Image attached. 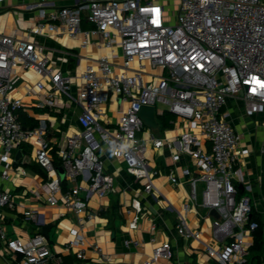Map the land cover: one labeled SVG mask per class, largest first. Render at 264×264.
<instances>
[{
  "label": "built area",
  "instance_id": "built-area-1",
  "mask_svg": "<svg viewBox=\"0 0 264 264\" xmlns=\"http://www.w3.org/2000/svg\"><path fill=\"white\" fill-rule=\"evenodd\" d=\"M7 1L0 0V4ZM24 10L34 13L31 26L21 33L0 31V159L4 177L11 168L13 150L34 139L35 162L46 178L33 195L37 199L45 195L50 206L61 201L76 213L80 226L70 229L67 249H74L77 258L83 259L82 218L84 214L94 216L87 212L89 197L93 194L102 199L115 189L105 157L120 159L133 179L143 182L144 191L150 193L156 190L152 180L157 171L150 166L149 146L166 147L173 150L174 162L182 154L193 160V169H181L189 190L183 209L188 212L193 204L215 210L210 240L219 246L203 242L200 228H190L181 213L177 214L178 235L198 241L217 264H243L251 245L247 239L258 224L251 219L252 186L238 167L240 158L250 150L242 146L243 133L232 124L227 102L240 101L244 116L260 114L264 123V0H179L174 22L165 6L153 0H72L70 5L35 0L26 3ZM83 23L89 28L83 29ZM79 33L83 35L81 46L89 45L90 37L95 36V44L110 49L112 57L119 49L122 61L115 64L101 55L95 64H87L73 95L69 74L52 67L46 47L35 38H75ZM24 72L37 77L25 93L38 97V109H68L70 104L60 101L61 95L80 107V128L65 135V146L57 152L64 180L69 183L66 189L59 177L51 176L55 167L47 139L49 114H37V124L31 128L19 121L24 105L11 91L24 79ZM110 97L126 104L115 121L105 117L104 106ZM157 103L161 105L158 110ZM143 106L174 114L173 125L176 120L183 124L179 137L169 141L155 136L139 116ZM204 143L209 144L207 150ZM167 177L173 185L179 184L175 170ZM198 183L203 184L200 197ZM5 205L12 206L13 199L0 189V207ZM131 207L136 215L129 227L135 229L142 210L140 201L133 199ZM24 215L39 223L37 211L26 210ZM0 240L9 252L20 255V264H47L54 255L40 232L23 241L9 239L0 230ZM91 247L100 251L97 244ZM171 257V244L164 242L152 250L144 264Z\"/></svg>",
  "mask_w": 264,
  "mask_h": 264
},
{
  "label": "crops",
  "instance_id": "crops-1",
  "mask_svg": "<svg viewBox=\"0 0 264 264\" xmlns=\"http://www.w3.org/2000/svg\"><path fill=\"white\" fill-rule=\"evenodd\" d=\"M31 1L35 0H9L0 4V31L12 34L17 30L21 33L31 26L34 13L24 10V5ZM56 1L58 4H72V0ZM82 28L88 29L89 26L83 23ZM82 38L83 35L80 33L75 38H35L46 47L45 52L52 67L69 74L71 82L69 92L73 95L77 93L81 83L79 75L87 64H95L101 55L108 56L115 64L122 61L119 49H115L117 56L112 57L110 49L95 44L97 37H90L91 43L85 47L81 46ZM22 74L25 80L20 79L11 91V96L20 98L24 105L19 112V121L21 122V117L25 118L27 122L21 124L31 128L37 124V114L42 112L49 114L47 139L55 167L51 176L59 177L62 180V187L66 189L69 183L61 175L57 152L65 146V135L80 128L78 123L80 107L70 98L61 95L60 101L70 104L68 109L62 111L38 109L36 107L38 97L25 93L26 87L34 85L37 77L28 72ZM47 87L49 88L50 84H47ZM125 106L126 104L117 98L110 97L104 106L106 119L115 121L119 110ZM227 108L231 111L232 124L243 133L242 146L250 150L249 154L240 158L238 167L252 186L251 219L254 220L253 215H256L262 222L263 249L258 258L250 250L254 242L252 235L247 239L251 245L243 264H264V154L261 153V147L264 146L263 117L260 114L244 116L242 103L235 99L228 100ZM157 125L156 130L151 129L152 133L169 141H175L183 129V124L178 120L170 127L163 128L158 123ZM175 146L178 148L179 143L176 142ZM203 147L207 150L209 144L204 143ZM35 150L34 139L13 150L9 159L11 168L6 177L3 175L4 162L0 159V189L8 192L13 199L12 206L0 207V230L9 239L20 238L25 241L38 232L42 233L44 225H50L47 236L43 235L54 255L47 264H144L152 250L164 242H170L172 257L169 260L159 259L156 264H217L198 241L182 238L176 230L177 214L181 213L186 215L190 228H200L203 242L210 243L215 248L219 246L210 240L212 220L216 217L212 210L193 204L190 205L188 212L183 209L189 190L181 169L185 167L193 169L194 162L191 157L182 154L180 160L174 162L173 150L166 147L152 149L149 146L150 166L157 171L152 180L156 190L146 193L143 182H136L133 179L126 171L125 163L107 155L104 159L105 168L114 177L115 189L102 199L90 195L87 212L94 216L89 218L83 215L81 230L85 238L83 247L85 258L79 259L74 249H67V243L72 239L70 229L73 226H80L76 213L61 201L55 206H50L45 201V195L40 199L33 195L32 191L38 189L39 184L46 178L45 171L35 162ZM18 151H21L23 156L15 160ZM1 153L0 147V155ZM25 156L29 159H24ZM171 170H175L177 174L179 180L177 185L168 180L167 175ZM199 187L202 190L203 184L197 185L198 196ZM133 199H138L142 208L137 214L135 229L129 227L130 221L136 215L131 207ZM30 209L38 212V224L26 219L24 212ZM153 225L154 228L151 229ZM92 244H97L100 251L93 250ZM20 258V255L9 252L0 240V264H20Z\"/></svg>",
  "mask_w": 264,
  "mask_h": 264
},
{
  "label": "trees",
  "instance_id": "trees-1",
  "mask_svg": "<svg viewBox=\"0 0 264 264\" xmlns=\"http://www.w3.org/2000/svg\"><path fill=\"white\" fill-rule=\"evenodd\" d=\"M24 119L25 118H23V117H21V119H20L22 124H25L27 122ZM174 120H175L174 114L170 113L167 110H164L161 113H157V115H156L157 123L163 128L170 127L173 124ZM253 218L257 222L258 227L252 233L253 238H254V242H253V245L250 247V250H252L258 258L259 254L261 253V251L263 249L262 222H261L260 218L257 217L256 215H253Z\"/></svg>",
  "mask_w": 264,
  "mask_h": 264
},
{
  "label": "water",
  "instance_id": "water-1",
  "mask_svg": "<svg viewBox=\"0 0 264 264\" xmlns=\"http://www.w3.org/2000/svg\"><path fill=\"white\" fill-rule=\"evenodd\" d=\"M156 111H155V107L154 106H143L141 107L140 111H139V116L141 117V119L143 120L144 124L149 127L152 130H156L157 129V121H156ZM23 155L21 153V151H18L15 157V160H18L19 158H21ZM24 159H29L28 156H25ZM61 175L64 176V171L61 168L60 169ZM238 190L240 192L243 191V187L242 185H238L237 186ZM212 213L217 217V213L215 212V210H212ZM50 228V225H44L42 227V234L47 236V232Z\"/></svg>",
  "mask_w": 264,
  "mask_h": 264
},
{
  "label": "rangeland",
  "instance_id": "rangeland-1",
  "mask_svg": "<svg viewBox=\"0 0 264 264\" xmlns=\"http://www.w3.org/2000/svg\"><path fill=\"white\" fill-rule=\"evenodd\" d=\"M157 1L165 6V9L167 10L168 15L171 18V22H174L175 16H176V8L178 6L179 0H153ZM161 105L156 104V109H160ZM240 113V112H239ZM200 190V187H199ZM201 191V190H200ZM200 191H199V196H200Z\"/></svg>",
  "mask_w": 264,
  "mask_h": 264
}]
</instances>
